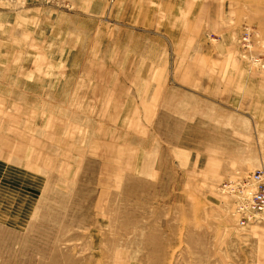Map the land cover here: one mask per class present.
I'll list each match as a JSON object with an SVG mask.
<instances>
[{"label":"rangeland","instance_id":"rangeland-1","mask_svg":"<svg viewBox=\"0 0 264 264\" xmlns=\"http://www.w3.org/2000/svg\"><path fill=\"white\" fill-rule=\"evenodd\" d=\"M262 172L264 0H0V264H264Z\"/></svg>","mask_w":264,"mask_h":264},{"label":"built area","instance_id":"built-area-1","mask_svg":"<svg viewBox=\"0 0 264 264\" xmlns=\"http://www.w3.org/2000/svg\"><path fill=\"white\" fill-rule=\"evenodd\" d=\"M241 184L240 192L235 190L240 198L241 211L248 213L251 219H259L264 216V172L246 177ZM241 193V194H240Z\"/></svg>","mask_w":264,"mask_h":264}]
</instances>
